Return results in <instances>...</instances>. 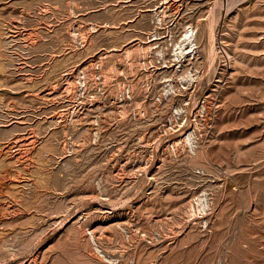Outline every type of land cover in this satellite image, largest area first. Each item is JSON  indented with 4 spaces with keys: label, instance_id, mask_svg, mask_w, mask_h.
Returning <instances> with one entry per match:
<instances>
[{
    "label": "rangeland",
    "instance_id": "374dc122",
    "mask_svg": "<svg viewBox=\"0 0 264 264\" xmlns=\"http://www.w3.org/2000/svg\"><path fill=\"white\" fill-rule=\"evenodd\" d=\"M0 264H264V0H0Z\"/></svg>",
    "mask_w": 264,
    "mask_h": 264
},
{
    "label": "bare ground",
    "instance_id": "6f19581e",
    "mask_svg": "<svg viewBox=\"0 0 264 264\" xmlns=\"http://www.w3.org/2000/svg\"><path fill=\"white\" fill-rule=\"evenodd\" d=\"M161 12H163V11H161ZM90 28H91V29H95L94 24L91 25ZM190 29H191V28H190ZM190 29L187 28V29H185L184 31H182V33L184 32L183 35H182V37L184 38V40L190 38L189 36L191 35L190 32H191V30H192V29H191V30H190ZM189 33H190V35H189ZM154 35H155V34H154ZM155 37H156V36H155ZM148 38H149V40H147ZM148 38H147L146 40L148 41V43H150L149 41H151V39H152V38H151V34L149 35ZM153 39H154V38H153ZM191 39H192V38H191ZM181 40H182V39H181ZM181 40H180V41H181ZM193 40H194V39H193ZM147 41H146V42H147ZM176 42H177V41H176ZM184 43H185V42H184ZM184 43H183V44H184ZM193 43H194V42H193ZM181 45H182V44L179 43V41H178L176 44H174V46H172L173 48L171 49L172 52H173L172 55L174 56V59L176 58V61L180 60V58L182 57L183 53H185V54L193 53V49H194V47H192V43H189L188 45H186V47H184L185 50L181 47ZM182 46H183V45H182ZM147 47H148L149 49H151V48H153L154 46H152V43H151V44H149V46H147ZM170 47H171V46H170ZM192 48H193V49H192ZM177 49H180V51L178 50L179 52H181L182 49H183L182 55H179V54L177 55V54H176ZM171 50H170V51H171ZM157 52L159 53V55H163V52H162L161 50H158ZM179 52H177V53H179ZM194 52H195V51H194ZM170 54H171V53H170ZM189 55H190V54H189ZM191 55H192V54H191ZM173 56H172V57H173ZM184 56H185V55H184ZM165 62H166V61H165ZM171 62H173V61H171ZM174 62H175V60H174ZM179 62H180V61H179ZM180 63H181V62H180ZM178 64H179V63H178ZM164 65H165V64H164ZM178 66H179V65H178ZM184 74H185V73H184ZM190 74H192V73H188L186 76H189ZM193 74H194V73H193ZM191 76H192V75H191ZM180 77H181V76H180ZM184 77H185V76H184ZM184 77H182L183 80H185ZM191 78H192V77H191ZM180 80H181V79H180ZM191 81H192V79H191ZM180 82H181V81H180ZM185 82H186V81H185ZM187 85H188V84H187ZM167 86H168V85H167ZM185 87H186V86H185ZM170 89H171V87H170ZM166 93H168V90H165V89H164L162 95H167ZM175 108H176V107H175ZM177 109H178V108H177ZM174 110H175V109H174ZM174 112H175V111H174ZM178 113H179V112H178ZM191 134H192V133H191ZM189 137H190V135H189ZM190 138H191V137H190ZM188 139H189V138H188ZM188 139H187V137H183V140H182V141L184 142L185 145H187L186 143H188V142H187ZM189 140H190V139H189ZM189 140H188V141H189ZM190 141H191V140H190ZM200 201H201V200H200ZM201 202H202V201H201ZM198 203H199V202H198ZM200 205H201V203H200Z\"/></svg>",
    "mask_w": 264,
    "mask_h": 264
}]
</instances>
